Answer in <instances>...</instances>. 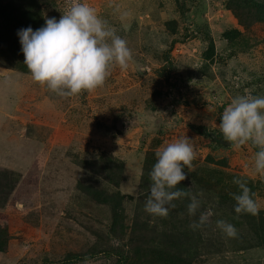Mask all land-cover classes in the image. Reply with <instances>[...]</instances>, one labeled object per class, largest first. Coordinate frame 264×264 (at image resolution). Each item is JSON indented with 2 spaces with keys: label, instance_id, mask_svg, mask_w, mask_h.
<instances>
[{
  "label": "rangeland",
  "instance_id": "1",
  "mask_svg": "<svg viewBox=\"0 0 264 264\" xmlns=\"http://www.w3.org/2000/svg\"><path fill=\"white\" fill-rule=\"evenodd\" d=\"M73 2L57 0V9L65 12ZM87 2L126 40L133 53L127 69L113 66L103 86L64 97L0 65V264H44L69 251L93 250L110 216L82 186L99 187L107 163L114 166L110 175L123 168L118 189L127 197L128 222H167L145 211L144 160L186 136L196 166L246 178L261 206L257 215L237 214V189L230 202L203 194L201 211L211 208L213 215L197 229L200 261L194 264H264V235L257 232L258 220L264 221V178L254 170L256 151L249 144L234 150L219 130L232 98L264 95V23L241 24L227 0ZM124 12L129 15L122 19ZM209 35L216 53L204 61ZM173 218L188 228L198 220L187 211ZM220 219L235 225L238 236L222 233Z\"/></svg>",
  "mask_w": 264,
  "mask_h": 264
},
{
  "label": "clouds",
  "instance_id": "2",
  "mask_svg": "<svg viewBox=\"0 0 264 264\" xmlns=\"http://www.w3.org/2000/svg\"><path fill=\"white\" fill-rule=\"evenodd\" d=\"M129 15L122 14V19ZM17 35L27 66L34 81L46 86L51 92L70 97L82 91L103 86L111 75L113 66L127 69L132 51L127 42L87 0H74L70 9L57 19L46 18L38 29L21 28ZM219 130L234 150L251 143L258 150L254 156V170L264 178V95L245 93L231 99L220 115ZM195 151L191 139L180 137L156 151V162L150 172L151 186L145 202V211L166 218L174 201L187 198L189 216L198 220L191 224L193 230L205 226L213 211H201L199 195L177 188L186 180L187 168L191 171ZM239 194L233 193L234 211L237 214L257 215L260 204L255 193L241 179L233 181ZM217 227L229 238L238 236V230L230 222L220 219Z\"/></svg>",
  "mask_w": 264,
  "mask_h": 264
},
{
  "label": "trees",
  "instance_id": "3",
  "mask_svg": "<svg viewBox=\"0 0 264 264\" xmlns=\"http://www.w3.org/2000/svg\"><path fill=\"white\" fill-rule=\"evenodd\" d=\"M57 6V0H0V30H2L0 32V65L31 75L24 64L25 58L17 32L28 26L38 29L44 25L46 18L61 17L63 12L58 10ZM226 7L238 15L239 22L243 25L246 21L264 23V0H227ZM239 9L247 14L248 19H242L241 14L238 13ZM238 33L237 30L230 32L229 35L226 32L225 36L228 35V38L232 39ZM215 53V42L209 35L203 60L213 59ZM198 129L204 131H200L202 134L216 135L213 129ZM248 144L255 151L258 150L253 144ZM226 145L230 146L228 142ZM155 153L156 150L149 151L144 160L145 173L142 185L147 198L152 183L150 172L156 162ZM105 165L104 178L99 182V187L87 183H84L86 186L82 187L96 203H99L100 210L107 209L110 218L106 231L99 229L96 246L89 253L69 251L60 260H49L44 264H76L97 259L104 260L105 264H194L200 261L196 241L198 237H201L199 231L182 227V222L173 218V213L187 211L189 200L184 197L175 200L176 207H181V210H177L176 207L170 209L166 217L167 222L162 220L161 225H151L149 221L140 220L139 217H134V220L128 222L124 208L127 197L118 189L123 179V168L119 166V172L110 175L109 172H114V166L109 168L108 163ZM184 171L188 173L187 178L180 182L177 188L193 195L200 191L204 195L208 194L209 197L222 196V200L229 202L232 192L237 189L239 194L240 189L234 182L231 185L228 179L232 181L241 179L247 182V179L242 176L224 175L215 167L196 166L193 161L191 171L187 168ZM230 190L232 191L229 192ZM194 217L198 219V213ZM258 221L257 232L264 235V221L261 219Z\"/></svg>",
  "mask_w": 264,
  "mask_h": 264
}]
</instances>
